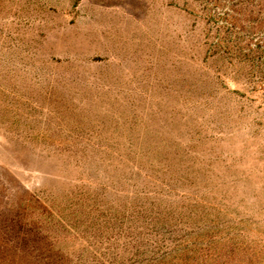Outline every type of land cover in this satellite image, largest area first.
<instances>
[{
    "label": "rangeland",
    "instance_id": "374dc122",
    "mask_svg": "<svg viewBox=\"0 0 264 264\" xmlns=\"http://www.w3.org/2000/svg\"><path fill=\"white\" fill-rule=\"evenodd\" d=\"M0 264H264V0H0Z\"/></svg>",
    "mask_w": 264,
    "mask_h": 264
},
{
    "label": "bare ground",
    "instance_id": "6f19581e",
    "mask_svg": "<svg viewBox=\"0 0 264 264\" xmlns=\"http://www.w3.org/2000/svg\"><path fill=\"white\" fill-rule=\"evenodd\" d=\"M129 39V38H128ZM132 39V38H131ZM130 40V39H129ZM142 40V39H141ZM138 41V40H137ZM115 42V41H114ZM120 42V41H119ZM123 41H121V43H122ZM125 42V41H124ZM116 44H117V42H115ZM123 44V43H122ZM134 45V44H133ZM144 47V46H143ZM135 48H137V47H135Z\"/></svg>",
    "mask_w": 264,
    "mask_h": 264
}]
</instances>
